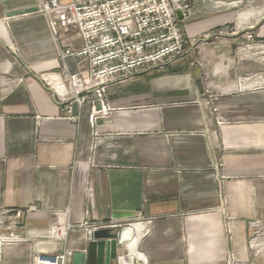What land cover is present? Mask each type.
<instances>
[{
  "label": "crops",
  "instance_id": "crops-1",
  "mask_svg": "<svg viewBox=\"0 0 264 264\" xmlns=\"http://www.w3.org/2000/svg\"><path fill=\"white\" fill-rule=\"evenodd\" d=\"M182 1L184 50L108 82L109 113L91 124L87 102L57 91L66 70L87 77L84 61L59 58L79 35L54 34L39 0H0V208L35 209L0 264L82 249L84 217L138 214L152 220L138 245L152 264H264V49L236 52L264 41V9L239 12L264 0ZM69 225L66 240L49 235Z\"/></svg>",
  "mask_w": 264,
  "mask_h": 264
},
{
  "label": "built area",
  "instance_id": "built-area-1",
  "mask_svg": "<svg viewBox=\"0 0 264 264\" xmlns=\"http://www.w3.org/2000/svg\"><path fill=\"white\" fill-rule=\"evenodd\" d=\"M38 4V11L46 17L54 34H57L56 27L59 25L65 31L73 30L80 37L78 48L61 47L59 58L61 61L67 57L84 61L87 65V77L66 70L62 74L60 90L57 91L60 98L65 100L70 96L71 101L78 106L87 102L91 107V124L95 123L98 115L109 113L111 107L103 101L101 111L96 110L94 105L96 100L103 97L104 87L108 82L129 76L152 64L177 58L185 48L184 35L179 29V18L176 15L179 9L183 15L187 12L188 5L182 0H69L62 3L59 0H39ZM250 43L245 42V50L251 47ZM85 92H92L94 97H88ZM209 97L214 99L216 96L210 94ZM66 110L68 118L77 119V116L71 115L70 105H67ZM32 210H35L33 206L25 210L0 208V229L10 231L9 241L22 240L12 230L19 225V218L24 212ZM135 223H143L147 229L138 238L133 249L128 245L130 240L120 245L123 251L117 252L114 264H152L138 247L152 223L151 219L143 218L142 214L133 219H112L98 223L89 222L84 217L77 228L84 231L88 239L98 229H110L116 236L120 228L133 227ZM71 228L69 225L66 230H62L56 226L50 235L66 240L67 231ZM59 231L61 233L57 234ZM259 234L254 231L251 240V243L253 240L257 242L256 252L260 249ZM3 237L0 236V240H6ZM33 264H74L73 251L64 245L55 252H36ZM227 264L244 263L231 255Z\"/></svg>",
  "mask_w": 264,
  "mask_h": 264
},
{
  "label": "water",
  "instance_id": "water-1",
  "mask_svg": "<svg viewBox=\"0 0 264 264\" xmlns=\"http://www.w3.org/2000/svg\"><path fill=\"white\" fill-rule=\"evenodd\" d=\"M189 7V3H186ZM178 18L184 15L179 9L176 11ZM264 20V17H262ZM210 34L202 40L208 39ZM117 236V238H116ZM110 229H98L94 231L90 238L85 239L82 249L73 251L74 264H111L117 255V247L128 242L133 237V231L130 226L122 227L118 230L117 235Z\"/></svg>",
  "mask_w": 264,
  "mask_h": 264
},
{
  "label": "rangeland",
  "instance_id": "rangeland-1",
  "mask_svg": "<svg viewBox=\"0 0 264 264\" xmlns=\"http://www.w3.org/2000/svg\"><path fill=\"white\" fill-rule=\"evenodd\" d=\"M259 9H264V2H257V3H254V4H252V5H247V7L245 6L243 9H241L239 12H245V11H256V10H259ZM185 39V38H184ZM247 42H248V40H247ZM249 42H251L249 45L251 46L249 49H244V44L245 43H241V44H239V46H237V48H236V52L238 53V55L240 56V55H244L245 53L247 54V53H252L253 55L256 53L257 55H259V53H260V51L262 50V49H264L263 47V45H264V41H255V40H253L252 38H250L249 39ZM102 101H103V103L105 104V105H108V106H110L109 104H107V102H106V100H105V92H104V94H103V97H101V98H99L98 100H96L95 101V103L97 102V104L98 105H100L99 106V108H97V106L95 105V103H94V105L96 106V110H98V111H101L102 109H103V105H102ZM90 111H91V108H90ZM25 213V212H24ZM24 217H25V214H23L20 218H19V223H22L23 222V220H24ZM4 224H6V225H8L7 224V222H5ZM17 227H19V226H17ZM149 228H150V226H148ZM148 228V229H149ZM147 229V227H144V231ZM10 231H8V230H5V229H0V236H6V237H10ZM51 234V233H50ZM49 234V235H50ZM21 239H23V235H20L19 236ZM252 237H253V235L248 239V245L249 246H251L250 248H251V250H253V251H255V248L253 249V247H252V243H251V240H252ZM119 249L121 250V251H123V248L121 247V246H119Z\"/></svg>",
  "mask_w": 264,
  "mask_h": 264
},
{
  "label": "bare ground",
  "instance_id": "bare-ground-1",
  "mask_svg": "<svg viewBox=\"0 0 264 264\" xmlns=\"http://www.w3.org/2000/svg\"><path fill=\"white\" fill-rule=\"evenodd\" d=\"M195 2H197V0H195ZM208 2H209V0L207 1V4H208ZM207 9V8H206ZM60 86V85H59ZM132 228V231H133V237L130 239V242H129V247L131 248V249H133V247H135L136 246V243H137V240H138V238H140L141 236H142V233L144 232V225H143V223L142 224H139V223H135L134 225H133V227H131ZM134 235H135V238H134ZM4 239H8L9 237H6V236H4L3 237ZM1 241V243L2 242H4L5 240H0Z\"/></svg>",
  "mask_w": 264,
  "mask_h": 264
}]
</instances>
